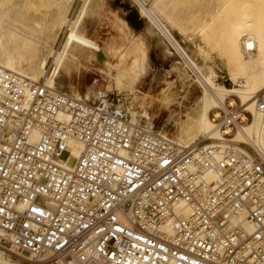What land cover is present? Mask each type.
Here are the masks:
<instances>
[{"label":"built area","instance_id":"built-area-1","mask_svg":"<svg viewBox=\"0 0 264 264\" xmlns=\"http://www.w3.org/2000/svg\"><path fill=\"white\" fill-rule=\"evenodd\" d=\"M228 99L210 113L220 138L186 147L0 64V248L58 264H264V92L257 143L234 140L252 112ZM69 139L82 149L67 165Z\"/></svg>","mask_w":264,"mask_h":264},{"label":"rangeland","instance_id":"rangeland-1","mask_svg":"<svg viewBox=\"0 0 264 264\" xmlns=\"http://www.w3.org/2000/svg\"><path fill=\"white\" fill-rule=\"evenodd\" d=\"M27 1L9 0L8 6H0V11L12 8V11H8L5 17L1 19L5 25H1L0 21V32L6 33L7 44L10 47L24 46L23 51L29 52L26 54L29 58L28 63L23 64L24 69H28L29 64H35L34 66L37 67L40 60L47 57L46 70L50 71L53 68V58L49 57V52L52 49H57L64 38L65 32H60L56 36L58 23L64 17L63 11L67 5H70L67 15L71 17L84 0H74L73 2L29 0L28 3ZM238 1L240 0H166L173 22L169 23L160 16L163 18L161 19L162 22L167 24L168 26H166L178 38V41L180 40L186 53L200 66H203V61L213 66L217 74V83L228 89L237 87L232 86L233 80L230 77V70L222 53L223 23L222 21L217 22L210 28L206 24V19L209 14L214 13L217 5L229 9ZM252 1L256 5L261 3L260 0ZM13 4H15L14 7ZM88 6L86 16L80 25L81 27L79 26V31L83 33L89 50L79 46H74L71 49V54L66 57L70 61L65 59V64L56 79L57 85L61 89L71 92V94L79 92L82 95L85 91L92 90L94 95H105L110 103L119 101L118 99L122 96L119 94V90L124 92L138 89L139 92L132 95L126 105L132 106L138 111L146 110L153 118L155 131H162L170 138H175L178 130L184 124L182 122L192 112L196 97L200 94L196 77L187 70L189 68L184 70L183 64L172 52L169 53V56L164 55L158 46L157 38L151 37L142 27L141 21L134 17V11L128 0H92ZM16 11L22 13V16L18 17V21L23 25L31 26L30 30L27 29L25 42L18 41L13 37L12 31L15 32V25L12 24L11 20L13 12ZM37 22L41 27L35 24ZM21 23L17 26L20 32L23 27L20 25ZM150 23L146 22L145 26L154 32V25ZM37 32L40 34L36 35ZM206 39L209 42L208 46L205 43ZM97 47H101L107 52L105 54L111 58L110 61L103 63L97 61V58L102 59L99 53H94ZM139 62L145 65L143 70L138 67L137 63ZM173 65L176 67L175 69L172 68ZM178 69L184 75L185 72L189 73L190 79L185 75V82H182L178 76ZM143 71L147 72L144 74ZM118 79H122L121 82L118 81L120 85L117 82ZM171 114L176 115L175 120L167 122ZM209 141L206 136H201L197 142L202 145ZM0 250L2 249L0 248ZM4 253V257L22 264H58L55 260L30 261L26 257L6 251Z\"/></svg>","mask_w":264,"mask_h":264},{"label":"bare ground","instance_id":"bare-ground-1","mask_svg":"<svg viewBox=\"0 0 264 264\" xmlns=\"http://www.w3.org/2000/svg\"><path fill=\"white\" fill-rule=\"evenodd\" d=\"M65 1L73 2L74 0ZM138 1L140 4L137 7L134 6L130 0H128V3L132 10L137 13L142 27L151 35V37L157 38L158 46L163 51L164 55L169 56V53L171 54L172 51L170 50L169 45L166 43L165 38L168 39L170 38L169 35L173 34L167 27L168 25L166 24V26L161 20L164 18L166 19L165 21L169 23L173 22L168 8L169 4L167 5V2L169 3V1L166 2V0H150L148 4H145L141 0ZM260 1L261 3L259 5H256L252 0H240L237 3L235 2L234 6H231L229 9L222 7V5H217L214 9V13L209 14L206 19V24L209 25L210 28L217 22L222 21L223 23L222 53L227 61L231 79L239 85L238 87L235 86L237 88L228 89L225 86L217 83V74L213 66L207 64L205 61H203V66L198 65L196 61H194V59H192L186 53L176 37L173 36L174 41L172 42V46L175 51L184 58V70L185 68H189L191 72L195 74L197 86L198 88H200V94H198L194 101L192 112L189 113L186 117V120L182 122L184 124H182L181 128L178 130V133L175 135V138H173L176 142L182 144L183 146L188 147L190 145H195L199 140V137L201 138V136H206V138L212 139V142H215L214 139L220 138L218 130L213 125L210 113L214 107L226 101L228 97V101L232 104H234L236 102V99L238 98L246 106V109L252 112V120L243 124L242 128L234 134V140L242 141L246 140L247 137H250L256 143L259 141L257 130L258 115L255 113L254 104L255 98L260 93L264 92V1ZM89 2L90 0H84L80 6L79 11L74 12L71 17H68L67 15L70 9V5H67L64 9V17L58 23V30L56 32V36L60 32H65L64 38L57 49H52L49 52V57L53 58V68L50 71L46 70L47 57L42 58L37 67L34 66L35 64H29L28 69H24L23 64L26 62L28 63L29 58L26 54H29V52L23 51L24 46L16 45L10 47L7 44L6 33L3 32H0V64L8 70L26 76L29 79L44 81L48 86L52 88H60V86L56 83V79L64 66L65 59H67L66 57H69L67 55L71 54V49L74 46H79L89 50L87 44L85 43L83 33L79 31V26L86 14V9ZM9 3V0H0V6L6 7L9 5ZM32 4L34 5V3H31V5ZM14 5L15 4H13L12 6L14 7ZM10 10L12 11L11 7L0 11V21L2 17H5L7 12ZM25 15L27 16V14ZM20 16H22L21 11L13 12L11 21L12 24L15 25V32H12L14 33L13 37H15L16 40H22L23 42H25L27 37L26 32L31 29V26L26 24L23 25L20 21H18V17ZM160 16L163 18H160ZM39 21L41 22V19H39ZM146 22H151L150 24L154 25V32L149 27L145 26ZM19 23H21L20 25L23 26L21 28V32L17 28ZM2 24L5 25L1 21V25ZM35 24L37 26H40L38 22ZM11 27L13 28V26ZM38 32L36 33V35L38 34ZM205 43L208 46V40ZM94 53H99L102 56V59L97 58V61L99 63H103L111 59L105 54L103 48L101 47H97L94 50ZM137 65L141 70H143V67H145V65L140 62L137 63ZM172 68L175 69L176 67L173 65ZM185 73L187 78L190 79L189 73ZM178 74L182 82H185L186 76L184 75V73L181 72V70L179 71L178 69ZM119 80L121 82L122 79H118L117 82ZM120 82H118L119 85ZM121 86L123 87L122 84ZM188 90L190 91V88H188ZM137 92H139L138 89H133L130 91L126 90L124 92L119 90V94L122 96L120 99H118L119 101L117 103H110V101L105 98V95H94V92H92V90L85 91L82 95L79 92H75L71 95L77 98L85 97L102 110H106L108 112L116 114L132 124L144 125L148 130L155 131V129L153 128V118L146 110L138 111V109L126 105V102L130 100L131 96L136 95ZM169 116L170 117L167 122H169L170 120H175V114H171ZM156 132H158L162 136L169 137L166 133H162V131ZM208 143H210V141L204 144ZM68 146L71 150V154L67 159V165H69L71 161L78 157L82 149V144L78 140L69 139ZM63 161H65V159ZM246 224H248V222ZM4 254V251L0 250V264H22L18 261H14L12 259L4 257ZM28 260L35 261L31 258H28Z\"/></svg>","mask_w":264,"mask_h":264},{"label":"crops","instance_id":"crops-1","mask_svg":"<svg viewBox=\"0 0 264 264\" xmlns=\"http://www.w3.org/2000/svg\"><path fill=\"white\" fill-rule=\"evenodd\" d=\"M82 1H83V0H82ZM82 1H81V2H82ZM90 1H92V0H90ZM89 3H90V2H89ZM81 4H82V3H80V6H81ZM80 6L78 7V9H77L75 12H78V11H79ZM88 7H89V6H87V9H88ZM87 9H86V11H87ZM85 16H86V14H85ZM85 16H84V18H85ZM84 18H83V20H84ZM83 20H82V22H83ZM82 22H81V24H82ZM81 24H80V25H81ZM94 41H95V40H94ZM95 42H96V41H95ZM104 52L107 54V52H106L105 50H104ZM64 64H65V63H64ZM71 65H72V64H71ZM98 73H100V72H98ZM109 81H111V80H109Z\"/></svg>","mask_w":264,"mask_h":264},{"label":"water","instance_id":"water-1","mask_svg":"<svg viewBox=\"0 0 264 264\" xmlns=\"http://www.w3.org/2000/svg\"><path fill=\"white\" fill-rule=\"evenodd\" d=\"M133 13H134V17H135L138 21H140L138 15H137V13H136V12H133Z\"/></svg>","mask_w":264,"mask_h":264}]
</instances>
